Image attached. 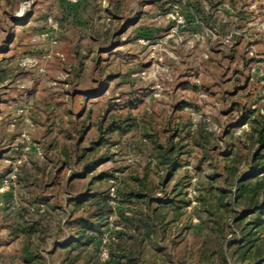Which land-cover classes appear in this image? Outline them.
<instances>
[{"label": "rangeland", "instance_id": "374dc122", "mask_svg": "<svg viewBox=\"0 0 264 264\" xmlns=\"http://www.w3.org/2000/svg\"><path fill=\"white\" fill-rule=\"evenodd\" d=\"M260 138L264 0H0V264H253Z\"/></svg>", "mask_w": 264, "mask_h": 264}, {"label": "trees", "instance_id": "16d2710c", "mask_svg": "<svg viewBox=\"0 0 264 264\" xmlns=\"http://www.w3.org/2000/svg\"><path fill=\"white\" fill-rule=\"evenodd\" d=\"M262 143L264 142V138L259 139ZM167 158V157H166ZM259 159V155L255 154L254 162ZM97 211L94 213V216H96V221L92 220V217L83 219V220H75L77 224H79V230H78V243L83 242L85 245L90 244V242L93 239L92 233L100 231L101 227L103 226V222L105 219V216L112 211V207L109 205L108 198L104 197L96 198L95 197V203ZM149 205V204H148ZM248 208L245 210V213H250L251 210H254L255 213H262L264 212V204H261L258 201H252V199H249ZM143 221V224L145 227H147L149 230H152V224H153V217L151 216L149 219L142 217L141 219ZM39 223L32 222L28 223L27 225L23 226L24 232L28 235L37 232L39 230L38 227ZM84 240V241H83ZM125 256L128 257V261L130 264H137L138 259L133 256V251H128V254L125 253ZM253 264H264V253L257 249L255 256H254ZM244 260L248 259L246 256L243 257ZM225 264H228L227 258H224Z\"/></svg>", "mask_w": 264, "mask_h": 264}, {"label": "built area", "instance_id": "2783aa9c", "mask_svg": "<svg viewBox=\"0 0 264 264\" xmlns=\"http://www.w3.org/2000/svg\"><path fill=\"white\" fill-rule=\"evenodd\" d=\"M172 15H173V17L175 19H177L178 22H181L182 21V16L180 15L179 12H177L176 15H174V14H172ZM106 254H107V250H106Z\"/></svg>", "mask_w": 264, "mask_h": 264}]
</instances>
